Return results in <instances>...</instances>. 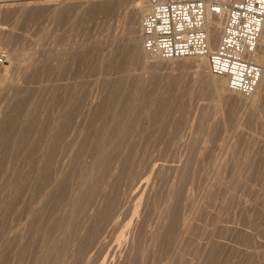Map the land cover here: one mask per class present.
I'll return each instance as SVG.
<instances>
[{
  "label": "rangeland",
  "instance_id": "374dc122",
  "mask_svg": "<svg viewBox=\"0 0 264 264\" xmlns=\"http://www.w3.org/2000/svg\"><path fill=\"white\" fill-rule=\"evenodd\" d=\"M121 1H1L0 264H264V101L138 62Z\"/></svg>",
  "mask_w": 264,
  "mask_h": 264
},
{
  "label": "built area",
  "instance_id": "2783aa9c",
  "mask_svg": "<svg viewBox=\"0 0 264 264\" xmlns=\"http://www.w3.org/2000/svg\"><path fill=\"white\" fill-rule=\"evenodd\" d=\"M221 22L216 48L212 30ZM264 33V0H150L141 22L146 54L162 60L201 58L230 90L253 93L264 76L256 61Z\"/></svg>",
  "mask_w": 264,
  "mask_h": 264
},
{
  "label": "bare ground",
  "instance_id": "6f19581e",
  "mask_svg": "<svg viewBox=\"0 0 264 264\" xmlns=\"http://www.w3.org/2000/svg\"><path fill=\"white\" fill-rule=\"evenodd\" d=\"M1 1H0V5H2ZM8 1H9V3H11L10 0H8ZM25 1L26 2H23V3L19 4V6L21 8L17 6L18 5L17 3H15L17 5H15L14 7L17 6V8H20L21 10H23V9L26 10V9H28L30 7L36 8V7H42V6L43 7H52L54 9H59L63 4H66V3L68 4L69 2H71V4H73V2H74V4L75 3H79L82 6V8H85V7H87V6L91 5V4H94V3L103 2V1H111V2H113L115 0H25ZM221 1H224V0H221ZM120 2H122V1L120 0ZM9 3L6 2V4L4 5V2H3L2 6L5 7L7 4L9 5ZM13 3L10 4L11 8L13 7ZM18 3H20V2H18ZM137 5H136L137 8L132 6L130 8V11H129L128 14L130 16H135L136 17V19H135L136 23L138 21V24H137L138 25V31H136V33L139 32V28H140V35L136 36V37L134 36L132 45H133V47L135 48V51H136V58L138 59V62L141 63L145 59V58H143V55H146V57L149 56L144 51V48L141 49V44L143 45V38H142V34H141V22H142L143 17L150 11V0L141 1L140 2V6L138 5L139 7ZM8 8H9V6H8ZM1 9L4 10L3 8H1ZM6 9H7V7H6ZM20 9H18V10H20ZM14 10H15V8H14ZM21 10H20V12H21ZM129 21H130V19L127 20L128 24H129ZM131 29H133V28H131ZM220 34H221V22L220 21H216L215 24H214V29L212 30V36H211V45H212L213 48H216V46L218 44V41H219V38H220ZM147 58H149V57H147ZM152 58H154V57H152ZM154 59H157V61H153V62H164V63L165 62H170L171 63L173 61H179L178 63H180L181 69L184 70L183 73L185 71H191V70L195 71V73L199 77V80L201 82L205 83L207 85V88H209V90L213 92L214 96L217 97L218 104L221 101H223L224 103H227V105L228 104H233V105H236L239 108H242V109H245V110L249 109V111H251L253 114H255L258 111L257 107L260 106L259 104H261L264 101V76L261 78L260 83L257 85V87H256V89H255V91L253 93H251L250 95H241V94H238V93L233 92L232 90H230V88L228 86V81H227L226 78L217 77V76H215L212 73V71L210 69V65L207 62V60H204V59H201V58H187V59H180V60H162V59H159V58H154ZM256 61L258 63L264 65V33H263V36H262L261 41H260V48H259V52H258L257 57H256ZM180 67H178V69H180ZM193 69H195V70H193ZM191 72H189V73H191ZM195 84H196V82H195ZM254 108L256 109V111L254 110Z\"/></svg>",
  "mask_w": 264,
  "mask_h": 264
}]
</instances>
